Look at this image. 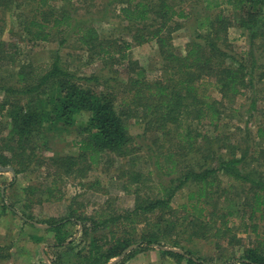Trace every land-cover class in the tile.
<instances>
[{"label":"trees","instance_id":"16d2710c","mask_svg":"<svg viewBox=\"0 0 264 264\" xmlns=\"http://www.w3.org/2000/svg\"><path fill=\"white\" fill-rule=\"evenodd\" d=\"M61 1L0 0V167L14 177L44 169V183L22 190L30 209L61 201L70 178L127 160L117 181L133 205L120 209L110 197L85 215L77 195L60 218L35 220L14 202L3 210L53 233L51 264H108L129 250L124 264L153 248L176 264H264V123L249 129L264 101V0H110L114 36L79 13L86 0ZM185 25L191 38L178 48L173 35ZM233 27L244 41L237 51ZM7 30L25 46L58 47L18 59L25 46L3 39ZM69 43L77 62L98 63L105 75L80 74L61 54ZM147 43L160 59L153 71L131 57ZM239 98L249 103L245 120ZM234 118L245 127L235 125L243 137L233 142ZM63 133L73 134L76 154L47 156ZM242 234L253 238L248 246ZM185 241L207 243L216 257Z\"/></svg>","mask_w":264,"mask_h":264},{"label":"rangeland","instance_id":"374dc122","mask_svg":"<svg viewBox=\"0 0 264 264\" xmlns=\"http://www.w3.org/2000/svg\"><path fill=\"white\" fill-rule=\"evenodd\" d=\"M57 3H62L61 0H55ZM110 0H95L90 2L86 0L83 3L77 5L79 13L85 18H90L91 23L96 27L100 33L105 36L116 35L117 31L113 27L115 25L108 15L107 10L112 11V7H105V3ZM107 12L105 15H103ZM113 22V23H112ZM8 29V28H7ZM7 30L3 35V39L6 41H11L12 43L17 44L19 47H24L25 43L23 39H19L16 35L17 30H14V33L9 34ZM239 31L236 28H230L229 30V39L234 41V46L236 51L240 50L244 41L240 37ZM191 35L188 27L186 25L182 30H179L173 35V44L181 48L190 40ZM72 43L66 44V46L61 49V54L65 56L67 61L74 65L78 69L80 74L89 75L90 73L104 74L107 69H101V66L98 63L86 66L85 60H80L77 62L76 54L72 53L70 48ZM26 47V48H25ZM21 52L16 54L18 59L25 60L28 55H35L36 58L42 60L44 54H48L50 50H54L58 47L56 42L49 44H42L34 46L32 44L25 46ZM131 57L134 60H137L139 64L148 71H153L160 64V59L157 54V49L154 43H147L141 46H134L131 51ZM121 76H125L123 71H121ZM264 88V87H263ZM249 103L245 98H239L236 102V108H240V113L244 114L246 119V113ZM264 108V101H259L257 105L258 111ZM255 112V116L252 118L251 126L249 129L254 133L258 123H264V114L261 112ZM234 124L232 128L227 132V135L231 140L238 141L243 137L240 134V131H236V126L241 128L245 127V123L237 121V118H234ZM131 133L133 136H136L140 133L139 125H131ZM52 153H47V156L54 155H69L76 154V147L72 146L74 141L73 134L63 133L54 137L52 140ZM256 142V140H255ZM264 147V143L261 145ZM143 153H146L143 151ZM143 154L137 155L138 167L144 166ZM128 161L119 162L114 159H110L108 163L98 166L95 169H91L87 176L84 179L73 180L69 179L65 186L63 187V199L61 201H52L44 202L41 205L33 204L32 208L26 209L24 204V194L23 188L31 184H39L40 181L44 179L45 171L41 169L39 172L29 173V174H19L14 177L11 172H0V249L1 257L3 260L0 261V264H51V260L55 259L56 254L52 250V245L54 244L53 233L46 232L47 227L45 225H37L35 228H32L28 225H24L22 220L15 215H12L9 211L3 210V205L15 203V206L19 211H24V213L29 214L35 220H41L49 217L60 218L66 214V206L73 200L77 195H82L84 201L77 200L82 205V209H79V212H83L85 215L93 214V212L99 208L100 204L106 199L112 197L116 200V205L120 209L130 208L133 205V198L126 195L121 189L119 182L117 181V176L119 169L124 166H129ZM12 185L10 186V184ZM44 183V180H43ZM98 183V184H97ZM83 184V186L81 185ZM183 190L182 192H184ZM180 193L174 199L172 207L174 209L177 206L185 201V194ZM5 196V197H4ZM5 198V199H4ZM78 228H75V230ZM243 235L241 237H245ZM42 237V238H40ZM40 239L39 242H37ZM253 238H248L247 236L242 241L243 245H249V241ZM184 245L198 251L200 255L209 259L210 257H216V252L204 242L193 241L188 243L185 241ZM123 259L117 264L121 263ZM124 264H176L173 260L162 257L156 248L152 250L143 251L138 253L132 259L127 260Z\"/></svg>","mask_w":264,"mask_h":264},{"label":"water","instance_id":"95a60500","mask_svg":"<svg viewBox=\"0 0 264 264\" xmlns=\"http://www.w3.org/2000/svg\"><path fill=\"white\" fill-rule=\"evenodd\" d=\"M0 172H11V173L14 175L13 171H12L10 168H2V167H0ZM132 248H133V246L131 247V249H132ZM128 251H129V250H126V251L123 253L122 256L117 257V258L111 260L108 264H117L118 262H120V261L123 259V257L125 256V254H126Z\"/></svg>","mask_w":264,"mask_h":264}]
</instances>
